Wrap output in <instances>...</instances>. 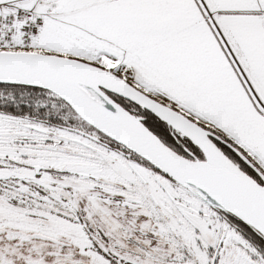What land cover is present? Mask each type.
Returning a JSON list of instances; mask_svg holds the SVG:
<instances>
[{
    "label": "snow or ice",
    "instance_id": "1",
    "mask_svg": "<svg viewBox=\"0 0 264 264\" xmlns=\"http://www.w3.org/2000/svg\"><path fill=\"white\" fill-rule=\"evenodd\" d=\"M0 264H264V0H0Z\"/></svg>",
    "mask_w": 264,
    "mask_h": 264
}]
</instances>
